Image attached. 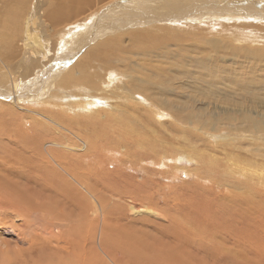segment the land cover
Returning <instances> with one entry per match:
<instances>
[{
  "label": "bare ground",
  "instance_id": "bare-ground-1",
  "mask_svg": "<svg viewBox=\"0 0 264 264\" xmlns=\"http://www.w3.org/2000/svg\"><path fill=\"white\" fill-rule=\"evenodd\" d=\"M115 1L49 0L47 7L42 9L37 4V0H11L7 6H5L7 0H0V70L3 69L2 75H0V83L2 85H0V98L3 100L8 99L9 102L11 101V103L0 101V126L9 127L3 133L1 139H6L12 145L16 144L19 136H21L22 128H25L22 125L23 120H27V117L23 113L13 115L9 111L14 106L28 109L22 102H29L31 107L34 108L36 106L37 108H41H36L37 110L30 109L31 111L46 118L48 121L55 119V123L66 130L70 131L71 129L63 125L60 121V116L84 121L87 124V130L77 129L74 132L78 135L84 148L88 147L96 156L104 152V154L99 156L100 160H110L108 149H112L116 155L122 153L120 155L124 157L125 163L121 164L118 169L105 171L104 177L92 170L94 176L88 175L86 179L83 178L82 180L85 191L94 193L99 199L96 202L97 206L90 214L94 218L98 217V212L103 211L109 201L123 206L127 215L138 212L140 211L139 206L135 201L138 200L140 202L141 198L148 191L150 182L157 181L154 178L165 180L171 178L172 174L178 172L176 166L180 165L184 157H188L192 161L196 158L206 162L204 165L206 172L195 171L194 173L201 182L204 181V176L206 175L210 178V190L214 196L210 194H207L206 198H202V194L194 196L191 192H194L196 186L185 182L182 184V187H176L175 190L177 192L180 193L182 191L181 195L176 198L163 196L162 199L165 203L163 213L157 214L147 208L144 210L145 223H141L143 226H129L130 220H127L125 225L123 223L122 226H117L113 237L110 235L113 238L111 240L109 237L110 243H101L99 241L101 252L109 259L105 260L107 264H131L133 262L135 264H159V262L162 264H196L197 259L194 257H199V255L200 258L203 259L204 257L211 261L217 259L219 256V262H215V264H219L220 262L230 264L231 258L235 259L236 262L245 261L246 257L264 260V164L258 163V160H252V157H255L253 152H255L256 156L264 161V153L258 151V146H255L251 147L252 156L245 157L238 155L242 141L245 139L254 141L260 139L262 135L259 123L251 124L255 128V131L251 134H246V128L250 124H242L245 110L241 103L243 98H247L248 96L247 93L242 92L248 88L247 84L251 81H248L246 84L243 81L244 74H241L239 69L234 70L235 67L223 65V63L227 64L230 60V63L234 64L240 57L238 54L239 48L243 47L231 45L230 42L231 46L217 47L212 45V43H208L203 37L195 36L197 43L200 42L202 45L198 46V51H193L192 57L214 60L216 63L212 67L207 66V64L184 66L180 61L185 57L186 53H191V51L181 49L177 45L173 48H164L157 51H140L138 54L143 58L144 65L138 68L135 77L121 88H114L110 83L105 84L103 89L91 87V79L86 78L83 72L85 66L76 62L65 69L64 75L67 77V80L65 76L63 77L65 85L75 82L77 86L75 89H72V92L68 91L69 89L62 88V90L60 89L62 93L59 91V94H57L65 104L62 105V102H59V105H56L64 107L65 112L63 111L64 113H62L60 111L62 114L52 113L50 116H48L49 113H46V109L53 105V103H47L46 99H44L46 94L43 97L42 90L44 92L48 91L46 77L52 82V72L57 71L62 62L60 58L64 53V49L59 36L68 29L67 26L73 27V24L76 22L82 23L84 17L91 18L100 15V12L105 9L113 12L116 8L113 5ZM130 1L132 5L136 6L137 10L128 5L125 6L129 9L128 12L133 14L132 10L134 12L137 11L135 13H138L142 17L141 21L134 17L131 22L135 25L144 26L133 27L129 31L133 34L136 43L140 41L145 43L150 42L148 29L163 31L177 24L181 28L193 27V21L189 25L187 22L196 16L198 10L202 12L199 16L209 18L207 15L209 14L215 17L218 16V19H223L226 23L232 21L245 24V21L240 19L239 15L236 17L235 12L241 11V9L247 12L246 9L249 8L244 4L248 8L243 9L238 4L231 3L232 0L229 4L239 8L221 6L224 9H220V12L216 11V15H213L212 11L214 10L209 9V7L212 8L211 4L207 6L203 4L208 3L207 0H185L180 2L181 4L176 7H173L176 3L174 2L175 0ZM236 1L239 2L240 0ZM211 3L213 2L211 1ZM83 5L89 7V10L84 8ZM92 5L94 6V10H92ZM250 12V16H247L249 14H244L248 18L246 24L249 25L243 27L247 29L249 27L263 29L262 20H259V18L263 19L264 15L259 11H254L253 13V9ZM79 17L81 18L79 19ZM36 19L47 22L50 27V32L43 38H39L37 35L34 25ZM98 22H100L98 19L93 20L92 27L88 28L87 31L93 33H95V30L103 32L110 28V23L98 26ZM123 22L129 23L128 21ZM225 22L219 20L212 24L217 25L220 29L227 30L226 25H224ZM1 25H6L5 27L9 29L5 30ZM79 29L86 30L84 23H82ZM184 33L176 34V36ZM6 35L7 37H5ZM226 35L230 36L235 43L240 40L237 37V33L227 32ZM121 38V34L106 37L105 40L110 43L109 47L101 48L99 51L97 50V52L93 53L91 56L92 62L98 61L97 66L99 67L115 65L116 67L123 68L127 65L131 70L130 59L133 52L131 49L122 48L119 45L122 41ZM52 40L53 46L51 44ZM160 43L161 41L157 43L156 48H159ZM173 57L177 59L175 64L146 63L147 61L150 62V60L168 63ZM28 64L30 69L27 72H21L20 67L26 69L28 68ZM109 73L112 75V78L109 79L111 83L121 81L120 78L113 76V72L110 71ZM160 80L166 82L164 90L170 91L172 95H166L161 91L154 90V87ZM109 93L116 95L121 93L126 96L124 97V104L117 106L116 111H108V108L105 107L100 109L95 108L99 104L93 105L92 99L97 100V103L99 100L104 102L108 100L107 95ZM49 94L51 93L49 92ZM52 94L51 97L55 96ZM76 94H81L82 98ZM128 97L135 103L128 101L130 100ZM47 98L50 99L49 97ZM136 99L139 100L140 104H137ZM204 104L209 105L207 112L202 109ZM162 105L165 106L168 115L178 123L176 129L171 127V130L176 135V137L175 135L172 136L175 140L170 136L162 137L158 135L157 129L151 128L150 130L142 131L139 127L140 121L136 116V110H142L147 115H159V113L165 112V108ZM196 106L199 109L193 112ZM176 108L179 112L174 115ZM68 112H72L73 115L69 117ZM230 113L232 114L229 115ZM233 114L236 116V122L232 121ZM203 115L205 116L204 118ZM192 116L197 118L196 122L191 121ZM29 118L35 125H37L36 122L40 121L34 114L33 116L29 114ZM245 119H247V116H245ZM221 120H224L226 125H231L229 129L235 131V133H228L229 130L227 133H217ZM182 121H187V123L185 124ZM153 122L154 120H152ZM36 127L33 128V134L43 136V132ZM195 130L207 134L213 140L212 146L207 147L206 151L203 150L205 144L203 142V148H197L195 152L188 148V143L192 139V136H186L181 141L178 140L177 136L179 134L186 133V131L194 133ZM240 132L245 133L240 135ZM65 136L68 137L67 135ZM35 138L37 137L33 136L31 139ZM209 138L208 140H210ZM23 140L26 139L23 138ZM73 146L78 147L76 143ZM44 148L48 150L50 142H47ZM259 148H264V146L259 145ZM193 153L195 156H193ZM151 158H154L157 163V165L152 163L156 167L152 170L148 166L146 167V162L150 161L149 159ZM7 159V155L0 157V184L7 182L11 186L12 195L11 197H7V201H0V252L13 250V248H9V243L2 239L1 233H13L14 229L12 228L15 227L13 225L20 223L19 221H23L27 216V214L21 213L14 207H8L7 205L25 200L23 208L27 212L33 208L30 197L26 195L25 190H22L18 186L24 187L25 184L32 182L35 175L30 173L28 166L17 161H8ZM139 163L142 164L143 172L147 175V178L138 179L135 184V190H133L135 197H132L124 191V183H132L133 176L132 174L125 173L124 170L127 169V164L138 165ZM252 163H255L256 166ZM56 165H58L59 169H55L59 172L61 179L73 178L68 174L64 160L57 161ZM165 168L167 169L166 172L163 171ZM32 172H42L51 175L53 170L41 165L38 169H32ZM215 173L220 177H226L228 179L227 182L218 180L214 175ZM124 176L127 178L124 179ZM232 178H237L239 181L235 182ZM215 188H222L224 192L222 198H216ZM62 192L66 194L64 190ZM189 192L192 195H188ZM195 201H198L197 204H200L196 207L194 206L195 214L197 215V219L193 221L195 225L183 228V222H180L176 217L177 211H174L176 210L174 208L176 206L174 205L178 204L179 206L177 207H180V205L188 204L190 207L191 204L193 205L192 202ZM186 209L189 211L187 207ZM70 211H74L72 203H70ZM170 211L172 215H169ZM122 213L123 210L120 212V218ZM5 216L12 218L10 222ZM210 220H216L217 223L222 222L225 226H208L207 223ZM65 221L45 215L34 216L32 222L35 229L28 231V233L39 238H47L54 232L65 229ZM150 223L166 227L156 230L147 226ZM201 224L208 226L207 232H204V235L194 242L190 237L191 235L199 234L198 226ZM132 227H136L138 234L127 235V228ZM151 234L159 239L180 242L184 247L180 251H176L171 243L162 248L150 247L146 242L151 238ZM30 238L33 239V237ZM35 241L38 242L37 244L40 247H47L49 243L56 240L49 238L46 241ZM87 248L90 249V246ZM226 248H230L232 253L226 251ZM56 252L57 249H54L49 253L53 257ZM125 254H128L132 258H130L131 262L127 263L123 259ZM97 255L99 264L101 255L99 253ZM229 255H231L230 262L228 261ZM52 257L48 259L39 258V260H47L46 262H48ZM81 257L82 255H74L73 257H66L51 264H88L87 260ZM231 263L233 264V262Z\"/></svg>",
  "mask_w": 264,
  "mask_h": 264
},
{
  "label": "rangeland",
  "instance_id": "rangeland-1",
  "mask_svg": "<svg viewBox=\"0 0 264 264\" xmlns=\"http://www.w3.org/2000/svg\"><path fill=\"white\" fill-rule=\"evenodd\" d=\"M9 1L11 0H7V2H5L6 3L5 6H7V4L10 3ZM167 1H172V0H167ZM183 1L185 0H180V1L175 0L174 2L176 3L173 5V7L179 6L181 4L180 2ZM207 1L208 3H203V4L204 6L211 4L210 6H212V8L209 7V9L214 10L212 11L213 15H216L215 14L216 11L220 12V9L222 10L224 9L221 6L239 8L229 4V2H231L232 0H225V1L211 0L213 3H211L210 0ZM115 3L113 2V5L116 7L113 12L108 11V9H105L102 12H100L101 13L100 15H96L91 18L84 17L82 19L83 21L82 23H84V25L86 26V30H80L79 27L82 25V23L76 22L73 24V27L67 26L68 29H66L64 33L59 36V39H61L64 49V53L60 58L62 62L58 67L59 71L55 70L54 72H52L53 75L51 76L53 77V81H54V82L52 81L53 83L49 81V79L46 77V81H48L47 83L48 91L44 92L42 90L43 97L46 94L45 97L47 96L50 98L48 99L47 97L46 98L44 97L47 103H51V104L53 103V105H51L52 107L49 106V108L46 109V113H49L48 116H50V114L52 113L62 114L65 112L64 107L58 106L59 102L60 103L62 102L61 103L62 105H64L65 102L61 100V97H59V95L57 94H59V91L61 92L62 88L67 90L69 89L68 91L72 92V89H75V87L77 86L75 82H73L72 84L71 82L70 84H67L69 86L65 85L64 77H63L65 76L64 75L65 69L75 64L76 62L85 66V70H83V72L86 78L91 79L92 81L90 85L91 87L103 89L104 88L103 86L105 84L110 83L114 88H121L125 83H127L129 80L135 77V75L137 74V69L144 65L143 58L138 54V52L140 51H145V50L157 51L164 48H173L174 46L177 45L181 49H187L191 51V53H186L185 57L180 61L181 64H183L184 66L189 67L191 65L207 64V66L212 67L216 63L214 60L192 57L193 51H198L199 50L198 46L202 45L200 42L197 43L195 36L203 37L208 43H212V45L217 47L231 46L233 44L237 45L238 47H243V48H239L240 50L238 54L240 55V57L234 64L233 63L231 64L230 63L231 60H230L227 64L223 63V65L225 64L230 67H235L234 70L239 69L240 73L244 74L243 81L246 84L248 81L249 82L251 81L250 83L247 84L248 88L242 92L248 94L247 98H243L241 103V105L245 110V113L243 114L242 124L243 125L250 124V126L246 128L247 131L246 134H251L255 131L254 130L255 128L251 126V124L259 123L261 129L260 133L262 135L260 139L254 141H249L247 139L242 141V144H240V151L238 152V155L248 157L250 155L252 156V154L254 153L256 159L255 157H252V160H258V163L264 164V161L260 160L256 156L255 152L252 153L251 150V147L258 146L257 147L258 151L264 153V148H259V145L264 146V132H263L264 131V110H263L264 109V20H263L264 17L263 19L259 18V20L263 21V22L261 21V23L263 24V29L258 28L259 29L258 30L257 28H253V27H249V29H247L246 27H243L249 25L246 24V20L248 18L244 14H249L247 16H250L251 15L250 11H252V9H253V13L254 11H259L261 14L264 15V11H263L264 0H240L239 2L233 0L231 2L238 4L243 9L249 7L248 9H246L247 12L242 11V9L241 11H237L239 14L235 12L236 17H238L239 15L240 16L239 18L244 20L245 24L237 22L239 24L238 25L236 22H232V21L226 23L223 19L220 18L218 19L217 18L218 16L215 17L209 14H207L209 18L205 16H199L202 14V12L198 10L196 12V16H194L192 19L188 20L187 22V24L189 25L190 22L193 21L192 23L194 24L193 27L181 28L177 24L175 26H170L168 30H163V31H154L152 29H148L147 31L150 40L149 43H145L143 41L136 43L133 34L129 32L133 27H144V26H140L139 24L135 25L134 23L131 22L132 18L134 17L140 19V21L142 17H140L138 13L136 14L135 12L137 11L134 12V10H132L133 14H130L128 12L129 9L125 7L130 5L131 8L137 10L136 6L132 5L131 4L132 2L130 0H116ZM37 4H39V6L43 9L47 7V5L49 4V0H37ZM244 4H246L248 7ZM83 7L89 10V7H87L86 5H83ZM92 10H94L93 5H92ZM167 11L169 10L167 9ZM80 18L81 17H79V19ZM95 19H98L100 21L98 22V26L110 23V28L103 32H98L95 30V33H93L87 31L88 28L92 27L91 24ZM144 19H146V17H144ZM219 20L225 22L224 25H226L227 30L220 29L217 25L212 24L215 21H219ZM123 21H128L129 23L127 22L124 23ZM34 25L37 30L36 32L39 38H43L46 34L50 32V27L48 23L45 21L36 19ZM5 26H2L4 27L5 30L9 29L6 28ZM182 32L185 33L180 36H176V34ZM227 32L237 33L238 34L237 37L240 38V40H238V42L235 43V41L232 40L230 36L226 35ZM116 34L122 35L121 38L122 41L120 42L119 45L122 48H129L133 52L130 59L131 70L127 65H125L123 68L116 67L115 65L99 67L97 66L98 61L92 62L91 60L92 59L91 56L93 55V53L97 52V50L99 51L101 48L109 47L110 43L106 41L105 38L112 37ZM5 37H7V35ZM159 41H161L160 45L158 46L159 48H156L157 47L156 45ZM229 42L231 45L229 44ZM51 44L53 46V40ZM127 44L128 46H126ZM250 50L251 51L254 50V51L251 52ZM176 62L177 59L173 57L168 63L157 60H150V62L147 61L146 63L175 64ZM27 66L28 68L26 69L20 67V71L27 72L30 69L29 64ZM110 71L113 72L114 77L120 78L121 81L117 83H111L109 81V79L112 78L111 77L112 75H110L109 73ZM2 72L3 69L0 70V75H2ZM65 79L67 80L66 76ZM165 84L166 82L164 80H160L158 84L154 87V90L161 91L166 95H172L170 91L164 90ZM49 92L51 94L55 92L56 94L55 93L52 94L55 96L51 97V94H49ZM76 95L77 96L79 95V97L82 98L81 94H76ZM107 96H108V100H105L104 102L99 100L97 103V100L92 99V104L93 105L99 104L95 107L97 109L105 107L108 108L107 109L108 111H116L117 106L124 104V97H126L121 93H118L117 95L113 93H109ZM0 99H1L0 101L11 103V101L9 102L8 99L5 100H3L2 98ZM136 100H137V104H140L139 100L138 99ZM128 101L134 102L131 99ZM22 103L25 104L28 107V109L14 106L13 109L9 111V113L13 115L23 113L26 115L28 121L26 119L25 121L23 120L22 125L25 128H22L21 136H19V140L16 141L15 145L8 143L6 139H1L3 133L6 132L9 129V127L0 126V157L7 155L8 161H17L28 166L30 173L35 175L32 182L25 184L24 187L18 186L22 190H25L26 195L30 197V201L33 203V208L29 212H27L23 208L25 200H22L21 202H18L16 204L7 205L8 207H14L16 210H18L21 213L27 214V216L23 221H19L20 223L13 225L15 226L12 228L14 229L13 233L10 234L1 233L2 239L5 242L9 243L10 245L9 248H13V250L0 252V264H51L52 262L63 260L66 257H73L74 255H82L81 258L86 259L88 264H98L97 253L101 255V259L99 258V264H107V261L105 260H107L108 257L101 252L99 241L101 243H106V242L110 243V241L113 239L112 237L114 236V232H116L117 230V226H122L123 223L125 225L127 220H130L129 226H143L141 225V223H145L144 210H146L147 208H149L151 211L157 214L163 213L165 208V203L162 197L171 196L176 198L179 195H181L182 191L180 193L177 192L175 190L176 187L178 188L182 187V184H184L185 182V183H189V185L193 184V186H196L194 192L190 191L192 194H194V196L198 194H202V198H206L207 194L214 196L212 191L210 190V182H209L210 178H208L206 175L204 176V181L201 182L199 178L195 176L194 173L195 171L206 172V167H204L206 162L196 158L193 159L192 161L188 157H184L180 162V165L178 164L176 166L178 172L176 174H172L171 178L167 180L154 178L157 181L150 182L148 191L141 198L140 202L138 200L135 201L138 203L140 211L127 215L126 210L123 209V206L117 205L113 201H109L104 207L103 211L98 212L97 218H94V216L91 217L90 214L92 213L93 209H95V207L97 206L96 202L99 199L94 193L85 191L82 180L83 178L86 179L88 175L93 177L94 174L92 170H94L97 173H100L101 176L104 177L105 171L118 169L121 164L125 163L124 157L120 155L122 153L116 155L112 149H108L109 151L108 157L110 158V160L102 161L99 159V156L104 154V152H101L99 156H96L91 149H89L88 147L84 148L83 144L79 140L78 135L74 132L77 129H82L83 131L87 130V124L84 121L76 120V119H68L65 116H60V121L63 123V125H66L71 129L69 131L64 129L57 123H55L54 121L55 119L54 120L51 119V121H48L46 118L38 114H35V112L30 110V109L37 110L41 108H37L36 106H34L33 108L30 106L31 104L29 102H22ZM196 103L200 104L198 102ZM162 106L165 108L164 105ZM55 107H57V109H55ZM208 107L209 105L204 104L202 109L207 112V110L209 109ZM198 109L199 107L196 106L193 112L197 111ZM60 111L62 113H60ZM178 112L179 110L176 108L174 110V115H176ZM187 112H189V110H187ZM135 113L140 121L139 127L141 128L142 131H146V130H150L151 128H154L157 129L158 135H161L162 137L170 136L172 139L175 140V138L172 137L173 135H175V133H173L171 129L172 128L176 129V125H178V123L175 122L168 115L166 108H165V112L161 114L159 113V115H152V114L147 115L146 113L142 112V110H136ZM29 114L32 116L34 114L35 117L40 119V121L36 122L37 125H35L33 121L29 118ZM231 114L232 113H230L229 115ZM72 115H73L72 112H68L69 117H71ZM214 115H216V113H214ZM245 116H247V119H245ZM204 117L205 116L203 115V118ZM152 120H154L153 123ZM191 121L196 122L197 118L192 116ZM232 121L233 122L237 121L236 116L234 114ZM182 122L185 124L187 123V121H182ZM224 122H225L224 120H221L218 126L219 129L217 133H225V132L227 133L228 130H229L228 133L231 134L235 133V131L229 129L231 128V125H226ZM35 126H37L36 128L40 129L43 132V136H37L33 134V128ZM244 133L245 132H240V135H243ZM65 135H67L70 139ZM33 136H36L37 138L31 139ZM186 136H192V139L188 143V148L191 149V151L193 152H195L197 148H203V147H204L203 150L206 151L207 147L212 146L213 140L209 138L208 135L205 133L197 132L196 130L194 131V133L186 131V133H181V135L179 134V136L177 137L178 140L181 141L183 138H186ZM46 137H51V138H46ZM23 138L26 140H23ZM208 138L210 140H208ZM72 139L73 141H71ZM47 142L48 143L50 142V148L48 150L44 148L46 147ZM202 142L203 144L205 143L203 147H202ZM75 143L76 146L78 147L73 146L75 145ZM193 156H195L194 153ZM59 160L65 161L67 172L73 178L61 179L59 172L56 170L59 169L58 165H56V162ZM149 160L150 161H147L148 163L146 162V167L148 166V168L151 170L155 169L156 167H154L152 163L157 165L156 160L154 158H151ZM252 164L254 165L255 163ZM41 165H43L44 167L51 168L53 170V173H51V175H47L42 172H38V173L32 172V169H38L40 168ZM127 166L128 167L127 169L124 170V172L127 174H132L133 182L124 183L125 185L124 191H126L127 195L135 197V195L133 194V190H135L136 182L138 181V179H146L147 175L143 172V166L141 163H139L138 165L127 164ZM163 171L166 172L167 169L165 168L163 169ZM214 175L217 177L218 180H222L225 183L228 180L226 177L223 176L220 177L217 173H215ZM126 178L127 177L124 176V179ZM232 179L235 182L239 181L237 178H232ZM66 183H68V185H66ZM62 190H64L66 194H64ZM215 190H216V198H222L224 196V192L222 188H217V189L215 188ZM190 192L188 193V195L189 194L192 195ZM11 195H12L11 186L7 182H5L4 184H0V201H4V202L7 201V197H11ZM197 202L196 201L192 202L193 205L191 204L190 207L188 204L180 205V207H177L179 206L178 204L174 205L176 207L172 206L176 208V210H174L177 211L176 217L180 222L181 221L183 222L182 225L183 228L185 226L195 225L193 224V221L197 219V215L195 214L194 209L197 205H200L197 204ZM70 203L73 204L74 207L73 212L70 211ZM186 207L189 209V211L186 209ZM122 210L123 213L120 218V212ZM170 214L172 215L171 211L169 212V215ZM38 215H45L47 217H51L54 219L66 220L65 221L66 227L63 230H58L54 232L52 235H50L47 238L36 237L33 234L28 233V231H32L35 229L32 220L34 216H38ZM7 218L9 219L8 220L9 222L10 219H12L11 217H7ZM207 224L208 226H225L224 223L222 222L217 223L216 220H210L208 221ZM205 225L206 224H201L200 226H198L199 234L191 235L190 239L192 241L194 242L198 241L204 235V232H207L208 226ZM147 226H150L156 230L164 229L166 227L163 225H157L151 223L148 224ZM260 226H262V224H260ZM126 234L132 236L134 234H138V231L136 227L127 228ZM30 237H33V239H31ZM109 237L110 239L111 238L112 239L110 240ZM49 238L56 241H52L51 243H49V246L47 247H40L37 244L38 242L35 241V240L46 241ZM170 243L175 248L176 251H180L182 247H184L180 242L159 239L157 237H154L152 234H151V238L146 242L148 246L154 248H162ZM88 246H90V249L87 248ZM54 249H57V252L52 257L49 252H51ZM226 251L232 253L230 248H226ZM14 252H16V254H14ZM50 257H52V259L49 260L48 262H46L47 260H42V261L39 260V258L48 259ZM228 257L229 260L228 259L227 260L230 262L231 255H229ZM130 258L131 257L128 256V254L127 255L125 254L123 259L127 263H129L132 261L131 260L132 258L131 259ZM194 258L197 259L196 264H210V263L215 264V262H219V256L217 257V259L213 261L204 257L202 259L200 258V255L199 257H194ZM198 258L202 260H199ZM231 260L233 264H238V263L264 264V260L260 258L255 260L251 257L250 259L249 257H246L245 261L241 260L239 262H236V260L233 258H231ZM231 262L230 264H232ZM131 264H135V262ZM159 264L162 263L159 262ZM219 264H223V263L220 262Z\"/></svg>",
  "mask_w": 264,
  "mask_h": 264
}]
</instances>
